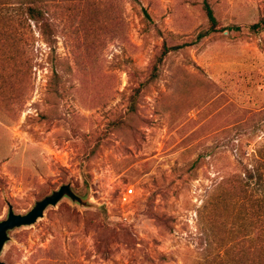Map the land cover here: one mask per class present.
I'll return each mask as SVG.
<instances>
[{
	"label": "rangeland",
	"instance_id": "obj_1",
	"mask_svg": "<svg viewBox=\"0 0 264 264\" xmlns=\"http://www.w3.org/2000/svg\"><path fill=\"white\" fill-rule=\"evenodd\" d=\"M204 1L47 0L45 31L18 14L26 0H0V220L68 183L89 203L65 197L12 230L1 261L246 260L257 211L219 181L242 170L233 137H250L249 150L264 141V31L246 29L264 0H207L221 27L244 29L195 42L209 27ZM165 43L194 44L147 82ZM231 234L240 244L226 253Z\"/></svg>",
	"mask_w": 264,
	"mask_h": 264
},
{
	"label": "trees",
	"instance_id": "obj_2",
	"mask_svg": "<svg viewBox=\"0 0 264 264\" xmlns=\"http://www.w3.org/2000/svg\"><path fill=\"white\" fill-rule=\"evenodd\" d=\"M26 1L28 3L19 2L21 3V5H25L26 9L23 12L18 11V14L20 13L21 16L25 17L23 20L25 22L28 20H33L39 24H42L43 28L46 31V28H49V21L51 18V9L47 3V0ZM204 11L209 21V27L206 31L198 34L195 42L201 41L205 37L210 36L213 33H217L221 30L242 31L244 29L242 26L238 25L221 27V24L215 14L213 7L207 0L204 1ZM145 14L149 16L146 11ZM9 18L11 19V17ZM246 29L254 34L263 32L264 16L261 17L259 21L247 26ZM192 44L194 43H182L178 45H167L165 43L161 50V53L156 59L147 82H149V80L153 81L159 77L161 66L170 53L179 51ZM259 125L261 127H264V120L260 121ZM248 138L251 139L250 137ZM249 139H247L248 142L246 143L244 142V140H246L244 138V135H239L238 137H233L231 139V147L233 149L238 148V166L241 167L242 170L239 173L233 174L226 179H220L219 184H229L235 187L239 192L238 197L236 198V203L243 205L244 207L250 205L257 211V221L252 229L245 235V242L247 243L245 253L247 255V258L244 261H239V259H236V264H264V146H262L264 145V141H257V143L254 145L255 147L249 150L250 145L248 144H250L251 141ZM246 146L248 147L249 151L245 149ZM211 203V201L209 203H205L204 209H210ZM213 209H216V204ZM213 209L210 210L212 216L216 215L217 217H224V215L221 214L222 212L216 211L215 213ZM203 211L204 210H202L200 213L201 223H204L202 220ZM208 229L209 225H206L205 223L203 225L202 232L206 235ZM207 237L210 238L209 235H207ZM239 244L240 242L238 241V238L231 234L229 240H224L222 244L218 245V247L221 248L226 245V253H228L232 249L236 248ZM219 250L217 251V257H220L223 254L221 253L222 251Z\"/></svg>",
	"mask_w": 264,
	"mask_h": 264
},
{
	"label": "water",
	"instance_id": "obj_3",
	"mask_svg": "<svg viewBox=\"0 0 264 264\" xmlns=\"http://www.w3.org/2000/svg\"><path fill=\"white\" fill-rule=\"evenodd\" d=\"M69 197L73 202L81 205H89L87 199L75 192L70 183L62 185L52 194L37 201L35 205L26 213H16L12 205H9L7 217L0 220V256L6 243L10 239V232L18 227L29 226L37 222L40 217L44 216L45 211L50 206H56L63 198ZM0 264H5L1 261Z\"/></svg>",
	"mask_w": 264,
	"mask_h": 264
},
{
	"label": "built area",
	"instance_id": "obj_4",
	"mask_svg": "<svg viewBox=\"0 0 264 264\" xmlns=\"http://www.w3.org/2000/svg\"><path fill=\"white\" fill-rule=\"evenodd\" d=\"M133 191H134V189H133L132 187H129V188L123 193L122 201H123L124 203L129 201V198H130V196L133 194Z\"/></svg>",
	"mask_w": 264,
	"mask_h": 264
}]
</instances>
